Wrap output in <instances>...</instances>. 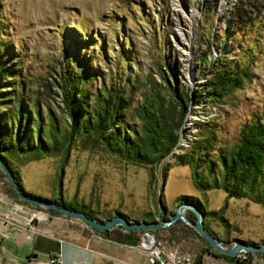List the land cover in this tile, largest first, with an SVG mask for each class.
<instances>
[{
  "label": "rangeland",
  "instance_id": "374dc122",
  "mask_svg": "<svg viewBox=\"0 0 264 264\" xmlns=\"http://www.w3.org/2000/svg\"><path fill=\"white\" fill-rule=\"evenodd\" d=\"M222 1L0 0V60H7L17 71L12 79L20 83L21 95L28 101L38 98L39 112H54L58 124L67 117L57 89L46 84L61 58L70 70L81 65L84 95L90 98L108 89L111 76L120 78L124 96L129 98L122 111L128 126L139 125L127 115L151 85L163 100V80L188 96L177 142L154 168L153 182L148 183L145 166L126 165L96 148L78 146L69 150L61 168L57 155L22 165L15 162L23 192L47 202L58 198L80 202L101 220L119 211L133 219L150 213L156 223L161 221L158 194L171 212L179 205L176 198L188 195L196 197L206 212L224 203L225 224L208 216L205 220L214 237L226 241H219L221 246H230L234 239L257 243L264 239V213L258 204L235 198L224 201L221 189L197 190L190 168L174 159L201 132L214 135V154L217 148L236 143L240 128L254 115L264 114V0H230L221 7ZM238 9L252 17L248 23H238L234 14ZM220 55L235 60L246 76L238 88L213 101L204 88L211 73L203 67L210 68ZM195 95L196 101L192 99ZM33 215L37 217L30 227L27 223ZM175 222L170 230L168 226L147 231L165 248L176 246L194 256L213 255L193 228ZM111 229V237L116 230L126 232L118 226ZM75 235L104 237L76 217L20 200L0 168V264H34L36 260L46 264L57 252L61 264H78L88 251L84 243L79 244L81 250L71 244ZM132 250L137 249L127 248L136 252ZM244 254L264 264L262 253ZM200 264H207L204 257Z\"/></svg>",
  "mask_w": 264,
  "mask_h": 264
},
{
  "label": "trees",
  "instance_id": "16d2710c",
  "mask_svg": "<svg viewBox=\"0 0 264 264\" xmlns=\"http://www.w3.org/2000/svg\"><path fill=\"white\" fill-rule=\"evenodd\" d=\"M234 14L238 23H245L247 20L248 23L251 17L248 12L239 9ZM57 60V71L46 86H54L58 91L57 95H60L61 109L67 117L61 125L58 124L54 112L49 110L43 114L39 112V104L35 102L38 98L34 97L33 101H28L21 95L20 83L12 79L18 75L17 71L12 65H8L7 60H0V160L13 175L20 191L31 198H39L23 192L15 162L22 165L28 161L57 155L60 157L61 168L69 150L78 146L96 148L117 157L126 165L145 166L148 183L153 182L154 168L177 142L187 93L184 90L178 92L176 87L163 80L165 84L163 95L166 96L163 100L159 96L160 91L151 85L143 94L141 102L127 115L138 120L139 125L128 126L123 121L126 115L122 111L127 107L129 98L124 96V87L119 77L111 76L108 89L101 90L99 94L90 98L84 95L85 80L84 76H81L83 74L81 65L70 70L64 59ZM203 68L211 73L204 88L213 101H218L224 94L238 88L246 76V70L240 68L235 60H227L225 55H220L210 68L207 69L206 65ZM192 99L196 101L197 96H193ZM197 136L185 153L174 155L175 163L190 168L193 186L199 191L221 189L225 195L224 201L228 198L246 199L258 204L264 213V114L254 115L240 128L236 143L217 148L214 154L212 132L207 136L201 132ZM165 170L166 166L162 169L163 176ZM58 199H52V202L57 206L82 211L88 217L97 219L86 205ZM176 199L179 204L186 202L195 206L203 216L204 228L213 236L216 234L206 224V216L216 218L222 224L226 222L222 216L224 203L218 209L206 212L198 206L196 197L181 195ZM158 206L160 220H167V216L173 212L166 211L162 194L158 198ZM114 214H120L130 221L154 220L150 213H145L140 219L129 218L119 211H115ZM185 216L191 221L194 218L190 211ZM111 231L113 229L98 233L117 243L127 245L136 243L137 231L116 230L114 237L109 234ZM192 231L205 243L193 229ZM218 241L226 242L222 239ZM234 241L264 244V239L259 243L252 240ZM205 244L211 249L207 243ZM213 255L238 264L235 256L229 257L215 252ZM261 255L264 258V253ZM201 257L196 256L192 264H200Z\"/></svg>",
  "mask_w": 264,
  "mask_h": 264
},
{
  "label": "water",
  "instance_id": "95a60500",
  "mask_svg": "<svg viewBox=\"0 0 264 264\" xmlns=\"http://www.w3.org/2000/svg\"><path fill=\"white\" fill-rule=\"evenodd\" d=\"M0 168L3 174L5 175V177L7 178L8 182L10 183L12 190L15 192V194L20 200L26 201L31 204L42 205L45 208L55 210L56 212L63 214L65 216L76 217L98 232L109 230L113 228L114 226H119L121 227V229H123L126 232L140 231V230L155 231V230H159L164 227H168L169 225L173 224L175 221L180 220L185 225H188L191 228H193L194 231L217 254L234 257L239 251H243L245 253L247 252L264 253V244L255 245V244H245L242 242L233 241V243L228 247L221 246L219 241L213 235H211L209 232L205 230L203 223H202L201 214L191 204L182 203V204L177 205L175 208V211L168 217L167 220H163L158 223L154 221H130L120 214H114L113 216H111L110 218L104 221H99L97 219L88 217L82 211H76V210H72L67 207L57 206L53 202L42 201V200L31 198L30 196L24 195L22 192H20V189L17 186V183L15 182L13 175L10 173L9 169H7V167L1 160H0ZM163 184H164V181L162 180L160 192L162 191ZM159 196L160 194H158V198ZM185 209H188L189 211L193 213L195 217L194 221H190L183 214V211Z\"/></svg>",
  "mask_w": 264,
  "mask_h": 264
},
{
  "label": "crops",
  "instance_id": "0c3cea01",
  "mask_svg": "<svg viewBox=\"0 0 264 264\" xmlns=\"http://www.w3.org/2000/svg\"><path fill=\"white\" fill-rule=\"evenodd\" d=\"M72 239L73 241H75L71 242V244L75 245L77 247L76 249L81 248V246L79 245L80 243H84L85 246L87 245V249L85 250L88 252L83 250L87 254H84L82 258H80L78 264H117L116 260H124L131 264H148L146 254L142 251L132 250L136 252L130 253L129 251H127V248L129 249V247L125 244L117 243L114 241H106L104 237L102 239H86L83 238V235H75L72 237ZM203 257L205 258V261H207V264H234L224 258L216 257L214 255H202V258ZM38 262L41 263L44 261L36 260V263L34 262V264H37ZM19 264H26V261H23V263ZM27 264L31 263L28 262Z\"/></svg>",
  "mask_w": 264,
  "mask_h": 264
},
{
  "label": "built area",
  "instance_id": "2783aa9c",
  "mask_svg": "<svg viewBox=\"0 0 264 264\" xmlns=\"http://www.w3.org/2000/svg\"><path fill=\"white\" fill-rule=\"evenodd\" d=\"M33 216L34 217L30 218L27 223L29 226L30 221L35 220V217H37L36 215ZM136 235L137 239L135 245L129 247L145 252L148 264H192L196 258L194 254L188 253L187 251H181L176 246L167 248L161 246L156 237H154V235L147 230L137 231ZM97 239L102 238L99 237ZM84 248L87 249L86 246H84ZM235 258L238 264H259L255 262L257 257H255L253 260H248L246 254H244L242 251H239L235 255ZM116 263L131 264L124 260H116ZM46 264H61L60 253L57 252L56 254L50 255V258L46 261Z\"/></svg>",
  "mask_w": 264,
  "mask_h": 264
},
{
  "label": "bare ground",
  "instance_id": "6f19581e",
  "mask_svg": "<svg viewBox=\"0 0 264 264\" xmlns=\"http://www.w3.org/2000/svg\"><path fill=\"white\" fill-rule=\"evenodd\" d=\"M230 3H231L230 0H223V1H222V6H221V7H225V5L230 4Z\"/></svg>",
  "mask_w": 264,
  "mask_h": 264
}]
</instances>
